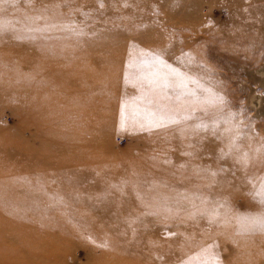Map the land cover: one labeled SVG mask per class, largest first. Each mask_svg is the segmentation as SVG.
Segmentation results:
<instances>
[{"label":"rangeland","instance_id":"rangeland-1","mask_svg":"<svg viewBox=\"0 0 264 264\" xmlns=\"http://www.w3.org/2000/svg\"><path fill=\"white\" fill-rule=\"evenodd\" d=\"M0 35L31 45L0 39V91L54 119L3 104L0 213L94 224L38 228L74 246L48 264H264V0H0Z\"/></svg>","mask_w":264,"mask_h":264},{"label":"bare ground","instance_id":"bare-ground-1","mask_svg":"<svg viewBox=\"0 0 264 264\" xmlns=\"http://www.w3.org/2000/svg\"><path fill=\"white\" fill-rule=\"evenodd\" d=\"M48 2H50V1H48ZM187 25L189 26V28L191 27L190 24H187ZM192 27H194V26H192ZM191 30L193 31V28ZM3 36H5V39H7V40H5V42L2 43L3 44L2 47L5 50L10 49L11 52L13 53V56H16V57L22 56V55H20L21 54L20 52H25V51L21 47L25 44L30 45L28 42L25 43V41L22 42L21 44H19V42H17L13 38H10L8 35H3ZM3 36L0 35V39H2ZM37 41L39 42L40 40H37ZM32 43H33V41H32ZM186 48H187V46H186ZM33 49H35V48H33ZM31 51H33V50H31ZM31 51H29V52H31ZM35 51H39V50L36 49ZM29 52H27V54H29V56H27V58H33L34 53L32 52L30 54ZM20 59L22 60V62H21L22 66L27 67L29 65V62H31V61L25 62V59H23V58H20ZM8 63L10 64V62H8ZM47 69H49V66L46 67L45 72L49 71ZM260 72L261 73L264 72V65L262 66V69L260 70ZM45 78H46V76H45ZM25 85L26 84L19 86V89L14 90V93H12L11 91H8L6 93L0 91V110H2L3 104H5V102L7 100H10L12 98H18V100L20 101L21 97H23L25 95L24 96L25 97L24 98L25 99L24 107L26 106V108L19 109L16 112H18L19 115H21V116L23 115L22 117L24 120L27 119L29 121H31V120L33 121L34 118H36V117L39 118L40 119L39 123L41 125L39 132H41V134H43V136H45V134H47L48 132H52V129H51L52 126L51 125H54V123H53L54 119L49 117L50 111L48 109V108L52 109L53 106L49 105V103L47 104L46 102H44L42 100L43 102L38 103V104H40V106H39L40 108H38V107L35 108L34 107L35 104H33L34 103L33 102L34 97L36 95V94H33L34 93L33 90L35 88L33 89L32 87H29L30 89H28V85H26L27 86V89H26ZM256 102H257V104H255V105L258 106L259 100L258 101L256 100ZM259 112H263V111L260 110ZM4 133H7V132L0 131V134H4ZM45 141H46V138L45 139L43 138V140L41 141L43 146H45V144H46ZM92 143H93V141L89 142L88 145H91ZM70 145H72V144H70ZM1 146H3V145L0 144V147ZM85 146H87V144H85ZM12 152H11V150H9V152L7 154L8 160H10V158H11L12 160L15 159L17 162H20L22 160L20 157L22 155V153H26L24 158L29 156V152H25V151L15 152V153H13V156H12ZM18 153H20V154H18ZM31 167H33V166H31ZM42 169H46V168L43 167ZM33 170H34V168L33 169L30 168L28 170V173L30 174L31 172H33ZM83 177L85 179L87 177L89 178L87 173L85 175H83ZM26 195L33 197V198L35 197V193H31V192H27ZM44 206H45V204H43V202H41L40 204H38V206H35V207H32L30 205H25V207L23 208L24 212H25L24 217L30 218L31 217V215H30L31 211L36 210L37 212H41V211L44 212V210H45ZM52 209H54V208H52ZM106 209H107V211H104V212H106L105 214L108 215V216H106V218L107 217H113L112 216L113 214L109 215V213H111V211L108 208V206ZM24 212H22V213H24ZM117 212H116V214H114L115 216L120 215V213H122V212L127 213L128 210H125V208H121V209H118ZM19 218H20L19 214H14V213L12 214L11 213V214L6 215L2 212L0 213V248H1L0 259L1 260L6 259V258L1 257V253H2L4 248H7V246L9 247V245H10L13 248H15L16 254L15 253L14 254L20 258V261L18 264H44L45 262L48 264L51 260V257L49 256L50 252L59 253V252H62L65 250H70V249L74 248L70 239L68 241L66 240L65 242H62L61 240H58L56 237H54L51 231H49V232L47 231L48 232L47 233L46 231H40V229H38V228H43V229L48 228V229H52L53 232H55V233L62 234V232H61L62 230H64L63 233H66V230H69L71 232L73 230L75 231L76 228H78V229L84 228V227L90 228V227H92V225H94L92 223L84 224L81 221H76V222H74V221H67V222L66 221L65 222H63V221H47V220L43 221L42 218L40 220L25 219L24 221H20ZM100 219H104V218H100ZM114 219H116V217ZM105 225L109 226V228H111L110 230H112V228H114L113 226H111L108 223ZM154 232H156V231L154 230L153 233ZM120 238H121L120 240H123L122 237H120ZM123 241H125V240H123ZM3 245H5L4 248H3ZM43 259L45 261H41ZM1 260H0V262L4 263ZM55 261L56 260H54L50 264L55 263ZM91 263L92 262H90L89 264H91Z\"/></svg>","mask_w":264,"mask_h":264},{"label":"snow or ice","instance_id":"snow-or-ice-1","mask_svg":"<svg viewBox=\"0 0 264 264\" xmlns=\"http://www.w3.org/2000/svg\"><path fill=\"white\" fill-rule=\"evenodd\" d=\"M194 95V94H193ZM176 100L179 101L180 100V96L176 97ZM194 110V109H193ZM250 225H255V224H259L261 228H264V217L256 219L253 218L249 221Z\"/></svg>","mask_w":264,"mask_h":264}]
</instances>
